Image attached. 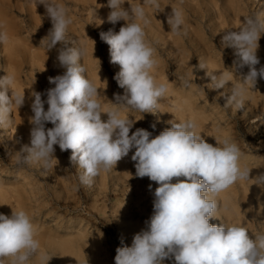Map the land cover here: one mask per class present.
<instances>
[{
    "label": "rangeland",
    "instance_id": "1",
    "mask_svg": "<svg viewBox=\"0 0 264 264\" xmlns=\"http://www.w3.org/2000/svg\"><path fill=\"white\" fill-rule=\"evenodd\" d=\"M57 2L68 8L73 20L69 38L85 49L82 63L86 76L99 88L103 108L115 107L114 94H124L113 78L120 66L110 63L109 45L99 34L110 29L118 33L126 22H108V0ZM128 2L123 5L126 9L130 8ZM159 4L160 11L145 6L150 21L145 31L156 49L153 75L157 83L168 85V92L155 114L120 109L122 116L134 121L130 135L143 128L154 138L171 127L169 121L192 119L195 131L207 143L216 146L228 140L239 146L242 165L251 168L250 179L264 173V79L258 78L253 88L245 86L243 109L225 106L232 85L241 84L248 69L233 70L235 49L221 45L225 32L237 30L244 17L264 19V0H159ZM172 8H180L184 14L180 34L170 31L167 23ZM0 26L8 34V41L0 43V78L11 74L13 91L25 94L24 105L13 106L11 122L0 126V213L11 216L13 210H25L32 217L40 252L50 257L48 264H115L116 249L130 247L133 236L146 228L158 185L135 176L131 160L135 149L112 170L101 172L90 186L80 183L83 170L70 163L71 150L62 152L58 145L54 146L57 161L51 168L16 164V153L23 145L30 146L31 93H46L55 87L48 78L62 75L65 69L57 60L61 45L47 50L43 41L52 28L43 5L34 0H0ZM258 43L257 68L264 65V34ZM199 63H205L207 69H201ZM207 70L227 75L229 85L211 89ZM42 99H47L46 94ZM47 107L45 104V110ZM102 120H107V114H102ZM253 183L238 181L220 193L216 197L219 218L210 219V224L244 226L250 236L264 234V186ZM4 264H10V258H4ZM29 264H40L39 257H32Z\"/></svg>",
    "mask_w": 264,
    "mask_h": 264
},
{
    "label": "clouds",
    "instance_id": "2",
    "mask_svg": "<svg viewBox=\"0 0 264 264\" xmlns=\"http://www.w3.org/2000/svg\"><path fill=\"white\" fill-rule=\"evenodd\" d=\"M34 2L45 7L51 20L52 28L43 41L47 50L61 45L57 60L65 71L48 78L55 87L46 93H31L30 146L23 145L16 153V164L51 168L57 161L54 146L58 145L62 152L71 150L70 163L83 170L80 183L90 186L101 172L112 170L135 149L131 156L135 176L147 177L158 187L146 228L133 236L130 247L116 249L115 264H163L165 260L173 264H264V234L250 236L244 226L209 222L219 218L216 197L238 181L253 180V184L264 186V173L250 179L251 168L242 165L239 146L228 140L216 146L207 143L195 131L192 119L169 121L171 127L154 138L143 128L130 135L134 121L121 115V108L155 114L160 99L168 92V85L157 83L153 75L156 49L145 31L150 22L145 6L160 11L159 0L137 4L127 0L128 9L123 7L125 0H108V22H126L118 33L110 29L99 34L109 45L110 63L120 66L113 78L124 89L123 95L114 94L115 103H111L115 107L109 109L103 108L99 88L86 76L82 63L85 49L69 38L73 20L68 8L57 0ZM167 23L170 31L180 34L182 9L172 8ZM262 34L264 19L248 15L237 30H227L223 35L222 47L235 49L233 70L248 69L241 84L232 85L225 106L243 109L245 86L253 88L258 78L264 79V65L256 67L260 64L257 50ZM7 41V32L0 31V43ZM199 67L207 69L205 63H199ZM206 75L211 79V89H222L230 83L224 73L207 70ZM13 82L11 74L0 78V126L11 122L13 106L20 108L25 103V94L13 91ZM45 94L47 99L43 100ZM102 114H107L106 121ZM47 123L53 127L46 128ZM151 127L155 129V124ZM36 234L33 219L25 210H13L11 216L0 213V264H4V258H10V264H29L32 257L48 264L50 257L40 252Z\"/></svg>",
    "mask_w": 264,
    "mask_h": 264
}]
</instances>
